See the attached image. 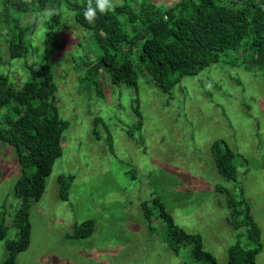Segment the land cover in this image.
Instances as JSON below:
<instances>
[{
	"label": "rangeland",
	"instance_id": "374dc122",
	"mask_svg": "<svg viewBox=\"0 0 264 264\" xmlns=\"http://www.w3.org/2000/svg\"><path fill=\"white\" fill-rule=\"evenodd\" d=\"M151 1L169 7L178 0ZM61 6L62 46L52 71L59 111L70 125L43 197L31 205V241L17 255V264H210L193 258L190 246L177 254L155 209L147 221L142 203L154 195L177 224L202 235L204 248L219 264H228L229 248L238 239L246 248L252 246L228 219V197L240 201L241 184L262 230L257 261L264 264V76L223 56L199 74L185 76L171 93L146 75L137 91L125 83L112 84L104 74L99 95L97 85L85 77V66H78L88 55L95 57L91 33L75 20L73 10ZM3 11L0 0V68L21 87L31 78V67L39 69L44 60L41 39L52 9L35 2L23 14L24 25L37 21L38 27L30 36L29 55L12 59L6 42L9 17ZM141 137L143 145L137 141ZM215 139L226 140L246 157L236 160L237 180L218 172L211 147ZM63 173L74 176L68 200L59 194ZM20 174L15 148L0 139V221L10 239L18 233L14 216L20 199L14 186ZM217 184L230 194L219 192ZM89 218L96 220L94 233L72 236L75 224ZM8 254L1 240L0 264Z\"/></svg>",
	"mask_w": 264,
	"mask_h": 264
},
{
	"label": "trees",
	"instance_id": "16d2710c",
	"mask_svg": "<svg viewBox=\"0 0 264 264\" xmlns=\"http://www.w3.org/2000/svg\"><path fill=\"white\" fill-rule=\"evenodd\" d=\"M3 13L8 16L7 48L10 58L27 57L32 47L30 36L38 27L37 21L24 25V13L33 9L35 2L51 7L46 20L41 45L44 60L39 69L31 67V78L17 87L9 73L0 68V139L13 146L21 165L14 192L20 205L14 216L18 228L16 238H7L8 228L0 221V241L5 239L8 257L4 264H17V255L26 250L31 241V205L45 192L47 178L56 160L63 154V134L70 125L59 111L58 86L54 81L52 60L62 46L61 5L74 11L75 20L91 33L95 57L84 58L78 66H85V77L97 85L103 95L100 77L104 74L112 84L125 83L139 87L142 75L148 76L163 91L171 93L187 75H197L211 64L229 57L251 71L264 76V0H178L169 7H161L151 0H111L114 7L104 13L97 9L93 22L85 19L89 6L96 0H1ZM0 25V52L2 49ZM90 40V41H91ZM235 58H232L233 54ZM1 63V62H0ZM135 107L143 126L139 100ZM136 125V126H137ZM142 145L143 137L137 139ZM212 152L218 172L227 180H237V159L244 155L234 150L224 139H215ZM74 176L60 174L59 194L68 200ZM219 192L230 194V189L217 184ZM240 201L228 197L229 222L246 235L252 246L246 248L241 239L228 251V264H259L257 255L262 249V230L244 196L240 185ZM142 207L149 223L153 210L164 220L165 239L179 254L190 246L196 260L219 264L216 256L204 248L200 233L185 230L174 220L159 196L143 201ZM246 227L243 233L242 228ZM96 220L89 218L74 226V237L91 236Z\"/></svg>",
	"mask_w": 264,
	"mask_h": 264
},
{
	"label": "clouds",
	"instance_id": "9594fccd",
	"mask_svg": "<svg viewBox=\"0 0 264 264\" xmlns=\"http://www.w3.org/2000/svg\"><path fill=\"white\" fill-rule=\"evenodd\" d=\"M112 7H114V5L111 0H96V7L93 8L89 6L84 12L85 19H87L91 23L96 17L97 9L99 10V12L104 13L107 10H111ZM51 14V12L48 13V15Z\"/></svg>",
	"mask_w": 264,
	"mask_h": 264
}]
</instances>
